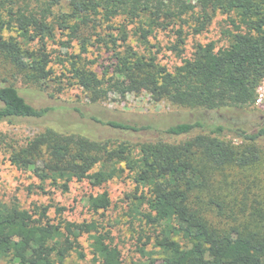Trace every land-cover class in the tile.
Wrapping results in <instances>:
<instances>
[{
  "label": "trees",
  "instance_id": "obj_1",
  "mask_svg": "<svg viewBox=\"0 0 264 264\" xmlns=\"http://www.w3.org/2000/svg\"><path fill=\"white\" fill-rule=\"evenodd\" d=\"M61 1L35 0V6L31 0H0V122L38 120L48 114L49 107L28 102L14 82L41 88L51 80L47 48L55 30L67 36V45L80 42V53L57 57L64 67L63 61L70 60L64 70L69 75L63 72L72 80L69 84L78 85L92 101L112 86L122 94L128 90L105 86L104 76L81 57L89 43L82 31L94 22L103 25L94 32V42L111 51L112 72L128 79L133 89L187 109L254 107L264 78V0H65L68 10L55 14L53 8ZM217 14L225 16L226 44L195 42L190 56L172 70L158 61L160 49L152 51L148 41L156 29L179 24L175 35L182 43L184 23L190 20L193 32L200 33ZM117 18L122 21L113 25ZM129 24L146 53L128 42ZM13 27L17 35L5 37L4 30ZM34 41L38 47L32 49ZM105 124L133 129L118 121ZM163 134L141 141L96 139L47 127L20 145L0 132V151L38 181L29 189L43 191L49 184L68 192L74 180L101 187L126 174L131 188L122 202L130 223L140 224L136 264H264V183L259 176L264 123L248 130L198 119L170 125ZM85 204L96 214L111 199L102 189L88 194ZM47 209L35 203L23 208L16 198L0 201V264H81L86 254L79 239L84 234L92 264H126L111 229L98 219L59 217L54 222ZM55 210L60 216L63 208Z\"/></svg>",
  "mask_w": 264,
  "mask_h": 264
},
{
  "label": "rangeland",
  "instance_id": "obj_2",
  "mask_svg": "<svg viewBox=\"0 0 264 264\" xmlns=\"http://www.w3.org/2000/svg\"><path fill=\"white\" fill-rule=\"evenodd\" d=\"M31 4L36 6L35 0H31ZM53 10L55 14L67 11V1H61V4L54 7ZM49 19L53 21L54 16ZM121 21L120 18H117L112 21V24L117 25ZM97 23H91L90 29L82 31V34L89 38V43L86 45V51L81 53V57L91 62L88 63V66L99 77L104 76L105 86L109 83L118 87H128V90L122 94L112 86L105 96H100L98 93L101 92H98V99L92 101L78 85L69 84L72 80L66 77L68 73L64 70L65 67H69L70 60L63 61L64 67L57 61V57L65 58L66 52L80 53V42L75 39L67 45V36L61 31L55 30L54 40L49 41L47 48V51L51 53L50 65L53 70L51 80L41 88L29 87L19 81L14 82L28 102L36 107H49L48 114L38 120L0 122V132L6 133L16 145L22 144L27 136L47 127L61 131L79 132L96 139L113 137L141 141L156 138L159 135L163 136V131L175 123L193 122L198 119L208 124L222 123L229 127L241 126L248 130H254L263 125L264 78L258 86V93H262L263 100L260 103H254L252 109L206 111L174 105L167 100L154 98L144 89H133L132 83L128 79L119 78L112 72L111 51L107 50L103 44L94 42V32L101 31L103 27ZM178 27L179 24H176L164 30L156 29L148 37L149 44L152 45L151 50L160 49L157 54L158 61L170 70L179 65L181 59L190 56L195 42L215 41L217 46L226 44L227 37L223 34L226 23L225 16L222 14H217L207 29L200 33L193 32V22L188 20L182 25L185 33V36L183 33L185 38L182 43L177 42L175 35V30ZM128 28L130 45L140 53H146L147 51L139 46L136 35H133L134 25L129 24ZM4 35L5 37L16 36L17 31L14 27L5 29ZM29 47L37 48V41L29 44ZM91 117L99 122H95ZM108 121L125 123L133 129L125 131L112 128L105 124ZM197 132L199 129L192 134ZM178 139L183 140L185 137ZM260 143L264 150V138L260 140ZM259 176L262 178L261 183H264V159L259 169ZM37 184L38 181L28 172L19 171L9 162L6 151H0V201L10 202L16 198L23 208H29L32 203L47 206V216L54 222L59 217L77 222L96 218L104 224L106 229H111L113 242L120 249L124 262L126 264L139 262L140 257L136 252L135 244L138 241L140 224L138 221L130 223L126 215V207L122 202L123 194L131 188L130 178L126 174L122 178L109 180L101 187H93L87 180H74L70 183L68 192H61L49 184L43 185V191L32 187L29 189L30 185ZM102 189L108 191L111 204L106 210L94 214L88 210L85 198L88 194L99 192ZM56 207L63 208L60 216L56 213ZM141 239L144 240V238ZM79 241L86 254V258L81 264H92L87 235H82Z\"/></svg>",
  "mask_w": 264,
  "mask_h": 264
},
{
  "label": "built area",
  "instance_id": "obj_3",
  "mask_svg": "<svg viewBox=\"0 0 264 264\" xmlns=\"http://www.w3.org/2000/svg\"><path fill=\"white\" fill-rule=\"evenodd\" d=\"M263 100V95L262 93H258V88H257V96L255 99V103H260Z\"/></svg>",
  "mask_w": 264,
  "mask_h": 264
}]
</instances>
